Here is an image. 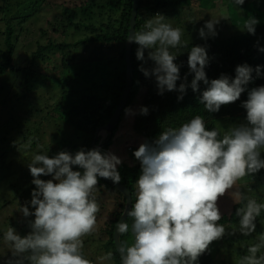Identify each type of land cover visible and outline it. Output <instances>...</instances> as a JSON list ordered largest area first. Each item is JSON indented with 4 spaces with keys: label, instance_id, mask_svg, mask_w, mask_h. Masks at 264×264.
Wrapping results in <instances>:
<instances>
[{
    "label": "clouds",
    "instance_id": "9594fccd",
    "mask_svg": "<svg viewBox=\"0 0 264 264\" xmlns=\"http://www.w3.org/2000/svg\"><path fill=\"white\" fill-rule=\"evenodd\" d=\"M244 2L234 0L236 5ZM165 20L157 13L145 21L144 30H133L127 38L139 46L138 60L143 61L148 50L147 58L154 66L141 67L140 71L145 77H155L158 94L176 90L181 93L180 100L187 87L196 92L198 82H203L206 88L200 102L207 112H217L222 105L237 101L252 80L254 69L247 64L237 65L234 78L221 74L218 79L209 80L204 70L208 56L202 46H194L188 53V68L194 74L190 85L181 82L177 88L180 66L174 63L176 55L170 48L181 45L182 29ZM218 22L206 21L198 35L202 39L214 37ZM257 24V19L249 17L242 30L255 35ZM255 71L259 75L260 66ZM242 107L246 109L247 123L230 126L219 139L218 130H206L204 119L196 116L179 128L161 132L151 143H143V138L137 144L126 145L140 162L141 173L136 180L135 202L126 212L132 224L129 226L124 220L117 225L119 233L131 231L133 238L130 245L122 243L117 249L121 264H196L212 242L236 234L235 228L226 232L218 224L222 218L218 200L239 179L255 173L258 177L254 181L263 184L264 194V173H260L264 169V86L251 89ZM147 113L148 109L141 107L140 114ZM121 163L124 162L120 158L99 148L81 149L75 154L60 151L52 157L34 154L28 169L35 188L30 201L19 207L24 217L34 219L29 221L31 230L24 236L13 227L7 228L3 242L10 256L4 264H92L82 254V238L96 228L99 204L93 193L98 178L120 182L117 165ZM73 166L80 170H73ZM41 176L51 179L43 180ZM236 196L246 201L235 211L238 230L249 236L256 231L258 222L264 223V199L260 202L240 192ZM258 239V243L248 247V255L241 258L240 264H264V255L257 256L264 248V233ZM112 259V252L99 258L102 264Z\"/></svg>",
    "mask_w": 264,
    "mask_h": 264
},
{
    "label": "trees",
    "instance_id": "16d2710c",
    "mask_svg": "<svg viewBox=\"0 0 264 264\" xmlns=\"http://www.w3.org/2000/svg\"><path fill=\"white\" fill-rule=\"evenodd\" d=\"M12 1L14 2L10 3L9 0H2L0 6V14H6L1 18L5 28L0 33L4 35L0 42V77H4L3 84L8 85V95L14 96L15 100L19 101L21 99L17 91L19 89L24 90L21 96L27 99L31 105L27 114L31 116L35 112H42V126L38 128L42 131L44 137L46 128H48L46 127L48 121L51 122V125L54 120L59 121L60 124L63 123L65 133L62 132V128H57L52 132L53 142L57 144L56 150H59V152L68 151L75 154L81 149L91 150V142L96 129L109 121L119 103L124 88V44L128 33L132 0H89L88 2H82L84 3L82 5L63 8L61 17L54 18V21L49 22V30L37 29L40 37L35 40V49L28 54H24L17 49L19 35L24 31L22 26L28 21L38 20L48 0ZM138 1L135 31H138L144 24L146 15H155L161 8L183 6L188 0H156L153 6L148 4L146 0ZM235 14L239 19L240 27H243L245 20L249 17L258 20V24L255 26V35L249 34L242 28L240 32L231 33L226 38L206 40V42H199V45H180L176 48H170V52L176 55L174 63L180 66V79L176 82L177 88L181 82L190 85L194 74L188 68V53L192 47L202 46L206 49L208 56L209 62L204 70L209 80L218 79L221 74L227 75L230 79L234 78L237 65L247 64L254 69L252 80L245 86V91L234 103L222 105L219 111L209 113L200 102V96L206 88L203 82H198L199 89L196 92H193L191 87H187L183 98L178 100L181 93L176 90L165 91L162 95L158 94L155 77L151 78L147 83L141 106L146 107L148 113L142 115L139 111L134 123L135 131L144 138L143 143H151L160 135V126L163 120H171L183 125L192 118L201 116L207 130H218L214 124V119L225 118L228 123H235V125L242 124L246 120V109L242 107V103L247 100L248 92L251 89L264 86V51H262L264 49V0H247L243 11H235ZM42 36L44 37L43 41ZM138 47L135 43L131 47L132 86L127 103L121 112L116 128L105 139V144L100 149L102 152H108L120 119L126 113L125 109H129L138 94L142 73L140 68L151 69L154 66V62L147 58V49L144 52L145 59L143 61L137 59L136 50ZM75 50L79 51L80 56L88 52L90 56L87 55L83 61L75 64V54H78L74 53ZM104 50L111 51L113 56L110 59L111 67L107 70L101 65L102 55L99 54L100 59L97 58L98 53ZM91 52H93L92 55ZM91 63L94 64L93 66H97L96 69L89 66ZM257 66H260L259 75L255 71ZM48 73H56L54 75L56 78L48 77ZM102 78L105 79L103 82H101ZM37 88L49 89L46 95H39L42 98V107L33 109L32 103L36 102L38 104V96L34 99L28 94L35 92ZM102 89H105L108 95ZM12 93L14 94L12 95ZM35 93L38 94L37 91ZM96 95L101 97H96ZM50 113L53 118H50ZM36 128L33 134L31 131L30 133L24 131V136L32 137L34 142L33 137ZM218 132L220 133L219 139L222 135L219 130ZM59 134L61 136H58ZM39 143H32L31 147L37 146ZM42 145V148L40 145L39 148L44 150L49 157L57 154L56 150L51 147L52 145L46 142ZM35 154H42V152L37 151ZM3 157L4 155L0 157V160ZM133 157L136 159L134 155ZM261 158L264 159V150L261 151ZM136 162L134 165L125 163L117 165V171L121 177L119 183L131 192L132 204L136 199L134 185L141 173L140 162L137 159ZM75 168L73 166V170H76ZM260 173L264 172L260 170ZM0 178L5 177L0 176ZM39 178L45 180L47 178L51 179V176H41ZM98 182L103 184L105 189H109L115 199L107 227L104 229L102 237H100L103 239H99L101 242L99 247L104 250L105 254L108 252L113 253L112 264H121L115 251L112 233L115 223L122 214L124 199L118 191L102 182L100 178H98ZM34 188L35 185L32 184L27 191L31 193ZM26 193L28 194V192ZM17 199L19 202L23 200L22 196ZM245 204L246 201L241 200L229 216L223 215L221 220L218 221V224L225 227L226 232H229L232 226L239 228V217L235 215V211ZM6 206V203H0V211ZM126 222L131 226L132 218L128 217ZM26 232L24 235H26ZM236 234L237 238L234 242L230 241L228 235L222 239H226L225 251H234L231 249L235 247L236 250L238 248L241 260L243 256L248 255V247L258 243V240L250 238V235L243 236L239 232H236ZM131 235V231L121 234V244ZM250 240H252L251 245H248ZM86 244L84 247H86ZM83 250L87 251L82 253L84 257L92 262L93 258L88 253L93 251L87 248ZM213 254L215 255L213 256ZM216 254L208 248L199 256L196 264H216ZM260 255H264V251L257 253V256ZM219 256L222 257V254ZM238 264H240V261Z\"/></svg>",
    "mask_w": 264,
    "mask_h": 264
},
{
    "label": "rangeland",
    "instance_id": "374dc122",
    "mask_svg": "<svg viewBox=\"0 0 264 264\" xmlns=\"http://www.w3.org/2000/svg\"><path fill=\"white\" fill-rule=\"evenodd\" d=\"M10 3L14 1L9 0ZM89 0H48L45 3L42 13L40 14V18L36 21H28L22 27L24 31L20 33V38L18 39V51L28 54L33 49H35V40H38L40 37V33L38 32V28H42L44 30H49V22L54 21V18L61 17V12L63 8L71 7L74 5H82V2H88ZM156 0H146L148 4L151 6L154 5ZM247 0H245L243 5H236L234 0H188L183 6L176 8H161L157 13L162 14L166 17L165 22L171 24L174 28L178 27L182 29V36H181V45H199V42H206V40H219L221 38L228 37L231 33L240 32L243 27H240L239 19L237 18L235 11H243V7L245 6ZM2 5V0H0V6ZM155 14V15H156ZM6 14H0V33L4 30L5 25L2 22V17ZM154 14H148L144 17V24L145 21ZM219 20V22L215 25L216 35L214 37H210L207 39H202L198 35V30L202 28L206 21L208 20ZM50 22V23H51ZM144 24L139 28V31L144 30ZM25 30L31 31L30 33L26 32ZM52 36V34H50ZM4 38L3 34H0V42ZM44 37L42 36V41ZM137 45V44H136ZM138 46V45H137ZM79 51L75 50L74 53H78ZM93 52H91L92 55ZM99 54L102 55V62L101 65L104 69L107 70L111 67L112 54L111 51H101L98 53V59H100ZM104 54V55H103ZM90 56L89 52L85 55L75 54V64L83 61L86 56ZM80 56V57H79ZM105 56V58H104ZM97 58H95L97 60ZM94 64L91 63L89 66H92V69H96L97 66H93ZM51 68V67H50ZM56 73H48V77H55ZM61 74V73H60ZM60 77V76H59ZM154 76L150 75L145 77L143 73L140 75V85L139 91L136 95L132 105L129 107L131 110L130 113H125L119 122L118 129L112 138L111 146L109 147L108 152H111L115 156L121 159L124 163H135L136 159L133 158V152H129L126 148V144L134 142L137 143V140L142 141V137L135 131L133 128V124L135 123L136 116L141 109L143 104L140 101L142 95L146 92V84L149 82L148 78H153ZM2 79V80H1ZM4 77H0V157L4 155V157L0 160V176L5 178H0V203H6L7 206L3 207L0 211V264H2L9 256L10 253L8 249L5 247L3 242V234L6 232L7 228L13 227L16 232L24 236L25 231L26 234L30 232L29 228V221L33 220L34 217H24L22 213L19 211V207L21 205L27 204L28 201L31 199V193L28 188L32 185L33 177L30 174L28 169V164L31 162L33 155L40 151L42 154H46L44 150H42V144L48 143L52 145L51 147L54 150L57 149V144L53 141V131L57 128H62V132H64V125L63 123L60 124L59 121L54 120L51 122L48 121L46 125V134L45 137L42 135V131L38 128L42 126V112H35L30 116L27 114L31 105L27 99L21 96V93L24 92L23 89H19L17 93L19 94V98L22 100L16 101L14 96H10L7 93V84H3ZM105 79L102 78L101 82ZM83 86V85H82ZM49 88H37L35 92H31L28 95L35 97L38 96V104L36 102L33 104V109L36 107H42V98L39 95H46ZM55 90V87L53 88ZM51 90V88H50ZM102 91L108 95L105 89ZM14 93H12L13 95ZM22 97V98H21ZM96 97H101L96 95ZM143 100V99H142ZM27 101V102H26ZM50 118L51 113L49 114ZM131 119V120H130ZM46 122V121H45ZM173 122L171 120H168ZM244 124L247 121H243ZM214 124L221 132V135L230 126L235 125V123H228L226 119H214ZM58 125V126H57ZM237 125V124H236ZM181 125L179 123H172V127L169 128H179ZM37 127V128H36ZM167 127L163 129V131L167 130ZM33 137L34 142L32 141V137L24 136V131H31L34 133ZM54 129V130H53ZM207 130V129H206ZM30 135V134H29ZM58 136H61L59 134ZM43 140V141H42ZM39 143V145L31 147L32 143ZM30 147V148H29ZM133 151V149H132ZM263 151V150H262ZM56 153L59 150L55 151ZM128 158V161L126 160ZM76 166H74L75 168ZM76 170H80L79 168H75ZM264 172V169H261ZM10 174V175H8ZM258 177V173L252 174L250 176H245L239 179L236 184L233 186L232 189L228 190L226 194L218 200V204H220L219 210L223 215H229L231 213L232 207L238 204L241 200L238 199L236 196L237 192L243 193L245 196L249 198L259 199L260 202L264 199V194L261 192L262 185H257L255 183V179ZM43 178V177H42ZM19 179H21L19 181ZM47 178L45 180H48ZM134 190L136 191V183L134 185ZM28 192V194L26 193ZM97 203L99 204V212L96 214L97 216V223L94 232L90 235H87L82 238L83 240V248L82 253L87 252L83 250L87 248L88 250H92L93 252L88 253L92 256L93 261L92 264H102L99 260L101 256L105 254L104 250L99 246H101V242L99 239L104 234V229L107 227V222L113 211V206L115 204V199L113 193L109 189H105L104 185L98 182L97 190L93 193ZM19 196H22V202H19ZM30 211L33 209L29 205ZM263 210V209H262ZM14 218V219H13ZM236 229V232H239L238 227H233L230 229ZM229 231V232H230ZM261 233H264V223L258 222L256 224V231L250 235V238L258 240ZM235 238H237V234L230 236V241L234 242ZM226 239H220L218 241H214L209 245V249L212 250L213 253L216 254L215 262L216 264H238L240 261V255L238 252V248L235 250V247L231 250L234 251H225L226 248ZM251 241L248 245H251ZM87 242V244H86ZM133 242L132 236L124 240V243L130 245ZM86 244V247L84 245ZM237 247V246H236ZM100 249V250H99ZM90 250V251H91ZM264 251V248L261 249ZM96 252V253H95ZM222 254V257L219 256ZM215 254H213L214 256ZM84 256V255H83ZM85 258V257H84ZM104 264H112V262H104Z\"/></svg>",
    "mask_w": 264,
    "mask_h": 264
},
{
    "label": "water",
    "instance_id": "95a60500",
    "mask_svg": "<svg viewBox=\"0 0 264 264\" xmlns=\"http://www.w3.org/2000/svg\"><path fill=\"white\" fill-rule=\"evenodd\" d=\"M138 0H132L131 5V14L129 19V27H128V34L131 31H135L136 26V18L138 13ZM126 38L125 44H124V62H125V80H124V88L119 100V103L114 110L112 116L110 117L109 121L96 129L94 138L91 142V149L93 148H99L101 149L103 145L105 144V139L112 134L114 129L116 128L121 112L124 109L127 99L130 94L131 86H132V64H131V47L133 43H130ZM100 138V139H99ZM99 139V140H98ZM98 142V143H97ZM100 180L106 184H108L110 187L118 191L121 196L124 199V208L122 211V214L120 215L118 221L115 223L112 233V240L115 247V251L119 256V252L117 251L118 247L121 245V233L117 231V225L118 223L122 221H126L128 218L126 215V212L130 210V205L132 204V196L131 192L122 184L120 183H114L110 179H104L100 178Z\"/></svg>",
    "mask_w": 264,
    "mask_h": 264
},
{
    "label": "crops",
    "instance_id": "0c3cea01",
    "mask_svg": "<svg viewBox=\"0 0 264 264\" xmlns=\"http://www.w3.org/2000/svg\"><path fill=\"white\" fill-rule=\"evenodd\" d=\"M150 76V75H149ZM149 80H150V78H148ZM146 87H147V84H146ZM144 96H145V93H144V95H142V97H141V99H140V101H142L143 102V100L142 99H144ZM136 97V96H135ZM131 120V119H130ZM175 121H173V122H170V124H169V122H168V120H163L162 122H161V126H160V133L161 132H163V129L165 128V127H167V126H169V127H172V123H174ZM177 123V122H176ZM182 126V125H181ZM167 129H168V127H167ZM139 141L140 140H137V143H139ZM132 143H134V142H132ZM136 143V144H137ZM127 145V144H129V143H124V145ZM127 161H128V158L126 159ZM122 162V161H121ZM128 164V163H127ZM132 164H135V163H131V164H129V165H132ZM220 204H218V206H219Z\"/></svg>",
    "mask_w": 264,
    "mask_h": 264
}]
</instances>
